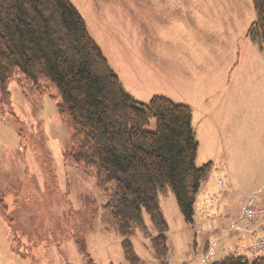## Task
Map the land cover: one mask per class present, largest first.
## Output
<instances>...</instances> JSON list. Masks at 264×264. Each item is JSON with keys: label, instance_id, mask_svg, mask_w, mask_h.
I'll use <instances>...</instances> for the list:
<instances>
[{"label": "rangeland", "instance_id": "rangeland-1", "mask_svg": "<svg viewBox=\"0 0 264 264\" xmlns=\"http://www.w3.org/2000/svg\"><path fill=\"white\" fill-rule=\"evenodd\" d=\"M124 90L191 110L196 167L211 163L187 224L171 190L159 195L170 264H208L250 249L264 228L244 211L264 206V53L248 37L251 0H69ZM28 95L0 92V264H128L121 238L100 222L106 197L86 167L65 163L70 133L48 81ZM154 129V120L147 130ZM143 221L157 235L150 218ZM245 230V229H243ZM141 264H158L135 230Z\"/></svg>", "mask_w": 264, "mask_h": 264}, {"label": "trees", "instance_id": "trees-1", "mask_svg": "<svg viewBox=\"0 0 264 264\" xmlns=\"http://www.w3.org/2000/svg\"><path fill=\"white\" fill-rule=\"evenodd\" d=\"M251 1L256 20L248 37L264 53V0ZM12 81L28 95L41 94L44 81L52 86L70 133L65 163L93 173L96 190L106 197L101 225L121 238L125 261L141 264L130 241L139 230L158 264H170L159 195L171 190L184 221L192 225L196 196L211 169V163L195 166L198 143L190 108L162 96L145 104L133 99L69 0H0L4 102ZM151 120L154 129L147 130ZM143 212L157 235L147 230ZM209 264H264V257L229 254Z\"/></svg>", "mask_w": 264, "mask_h": 264}, {"label": "built area", "instance_id": "built-area-1", "mask_svg": "<svg viewBox=\"0 0 264 264\" xmlns=\"http://www.w3.org/2000/svg\"><path fill=\"white\" fill-rule=\"evenodd\" d=\"M262 217L264 218V208H261L259 210H254V209H247L245 211V218L248 221H251L252 219ZM253 249L257 252H263L264 251V237H261L258 239L253 246Z\"/></svg>", "mask_w": 264, "mask_h": 264}, {"label": "crops", "instance_id": "crops-1", "mask_svg": "<svg viewBox=\"0 0 264 264\" xmlns=\"http://www.w3.org/2000/svg\"><path fill=\"white\" fill-rule=\"evenodd\" d=\"M246 226H247L246 228L248 229L247 232H249L251 234L252 233L254 234L256 231L262 230L264 228V220L260 219V220H257V221H253L251 223H247Z\"/></svg>", "mask_w": 264, "mask_h": 264}]
</instances>
